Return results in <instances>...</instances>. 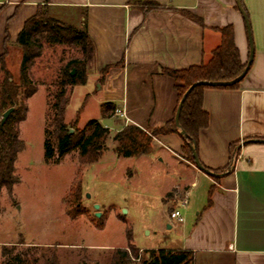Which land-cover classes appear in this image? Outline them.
I'll list each match as a JSON object with an SVG mask.
<instances>
[{
  "label": "crops",
  "instance_id": "1",
  "mask_svg": "<svg viewBox=\"0 0 264 264\" xmlns=\"http://www.w3.org/2000/svg\"><path fill=\"white\" fill-rule=\"evenodd\" d=\"M148 1L162 8L147 10L143 2ZM39 6L67 14L79 29L86 24L95 46L93 74L103 92L101 104L113 103L125 112V117L101 114L96 119L115 134L128 124L156 128L173 118L178 91L164 70L207 62L221 42L218 28L233 25L241 61L250 58L247 26L237 0H0V54L6 35L14 45ZM243 7L254 47L250 70L237 88H207L203 96L210 120L199 135V159L225 175L209 176L182 158L184 139L178 133L156 137L152 152L139 156L170 161L184 172L185 180L171 189L189 190L198 186L194 179L204 182L206 201L201 210L190 222L170 225L178 226L182 236L164 248L192 251L193 264H264V142L250 141L264 140V0H243ZM185 12L200 17L205 26ZM90 81L88 75L85 85L72 90L87 87ZM106 119L113 120L115 127L106 125ZM211 188L212 204L207 207Z\"/></svg>",
  "mask_w": 264,
  "mask_h": 264
},
{
  "label": "rangeland",
  "instance_id": "2",
  "mask_svg": "<svg viewBox=\"0 0 264 264\" xmlns=\"http://www.w3.org/2000/svg\"><path fill=\"white\" fill-rule=\"evenodd\" d=\"M46 7L50 16L58 17L55 20L73 24L67 14H53ZM8 52V67L18 76L21 50L11 44ZM76 58H81V53L72 45L47 46L31 70L39 86L26 101L27 117L19 123L24 143L16 163L19 183L12 193L3 189L0 196V264L3 246L17 245V250H21L28 242L62 243L58 250L63 264H110L116 248L131 246L138 251V257L130 251L131 264H141V258L147 256L143 250L170 247L182 236L178 226L169 228V225L175 224L170 219L171 210L188 190V187L171 189L175 182L185 180L184 172L170 161L155 160L153 155L118 158L113 152L115 131H111L104 155L94 164L80 165L77 151L59 164L45 162L49 94L57 90L55 82L61 68ZM94 64L88 63L89 85L70 90L66 106L65 122L74 123L79 129L101 117L103 92L98 90L99 83H94ZM104 123L115 127L111 119ZM180 156L186 158L184 150ZM75 179L80 189L73 210L83 214L73 218L66 196ZM194 181L198 186L189 188L188 204L180 209L188 222L206 201L204 182ZM70 245L74 246L68 248Z\"/></svg>",
  "mask_w": 264,
  "mask_h": 264
},
{
  "label": "trees",
  "instance_id": "3",
  "mask_svg": "<svg viewBox=\"0 0 264 264\" xmlns=\"http://www.w3.org/2000/svg\"><path fill=\"white\" fill-rule=\"evenodd\" d=\"M143 4L147 10L162 8L153 1L143 2ZM185 15L199 25L205 26L200 17L188 12H185ZM218 31L221 35V42L212 51L211 58L207 62L180 70H164L174 79L175 88L178 91V104L173 118L163 126L156 128H142L134 124L123 126L113 137L116 145L114 152L118 157H139L149 154L152 152V143L156 137L171 133L180 134L176 126L175 115L185 92L193 83L230 81L243 72L247 63L241 61L239 49L235 43L233 25L218 28ZM63 44L75 47L81 53V58H76L61 68L55 82L57 90L49 94V114L44 131L45 162L58 164L68 154L77 151L80 165H91L99 161L107 150L111 130L100 121L91 120L82 129L76 128L74 123L69 125L65 122L70 90L87 83L88 63L95 60V46L86 30V24L79 29L74 25L57 21L50 16L48 7L39 6L37 12L26 20L15 43L21 50L18 76L11 72L7 63L8 48L11 45L8 34L5 38L4 52L0 54V196L3 189L12 193L14 185L19 183L16 162L19 153L24 149V143L20 138L19 123L27 117L26 101L38 91L39 86L33 79L31 70L37 60L42 58L45 47ZM73 70H75L74 74H72ZM107 71L108 68L104 70V74ZM238 86L239 83L231 86L200 85L188 95L179 118L181 129L188 135L183 145L187 160L194 163L191 145L196 146L198 153L200 132L209 125L210 116L203 107L204 91L207 88H237ZM12 107L13 112L2 124L3 114ZM100 108L103 118L116 115V104L103 103ZM75 121H79V115ZM70 129L74 131L70 132ZM215 172L221 173L223 170ZM76 179L72 182L66 196L69 215L73 218L83 214V212L73 210L78 201L76 192L80 189V184ZM212 193L211 188L207 207L212 204ZM16 247L17 245L3 246L1 264H63L57 246L35 245L21 250H17ZM130 251L138 257V251L131 246L116 248L111 256L110 264H131ZM143 251L147 256L141 258V264H193L194 262V254L190 250L158 248Z\"/></svg>",
  "mask_w": 264,
  "mask_h": 264
},
{
  "label": "water",
  "instance_id": "4",
  "mask_svg": "<svg viewBox=\"0 0 264 264\" xmlns=\"http://www.w3.org/2000/svg\"><path fill=\"white\" fill-rule=\"evenodd\" d=\"M237 6L241 12V14L244 17V20L246 22V26H247V32H248V37H249V41H250V58L247 62V65L245 67V69L243 70V72L236 77L233 80L230 81H216V82H208V81H199V82H195L193 83L185 92L175 115V122H176V126L179 129L180 135L183 137L184 140H186L188 138V135L185 133V131L183 129H181L180 127V122H179V118H180V112H181V108L183 106V103L185 102V100L187 99L188 95L198 86L200 85H207V86H231L234 85L236 83H240L247 75V73L250 70L252 61H253V55H254V47H253V39H252V32H251V25L249 22V17L247 15V12L245 11L244 7H243V0H237ZM75 73V70L72 71V74ZM14 108H9L4 114H3V118H2V124L6 122V120L9 118L10 114L13 112ZM73 129H70V132H73ZM252 142H264V140H250ZM191 150L193 153V158H194V164L195 166L198 168V170L204 172L205 174L218 178L220 176H224V173H217L207 167H205L201 160L199 159V155L197 153L196 150V146L194 144L191 145ZM96 208L98 209L99 206H96ZM97 216H100L99 213H97ZM171 226L169 225V228Z\"/></svg>",
  "mask_w": 264,
  "mask_h": 264
},
{
  "label": "built area",
  "instance_id": "5",
  "mask_svg": "<svg viewBox=\"0 0 264 264\" xmlns=\"http://www.w3.org/2000/svg\"><path fill=\"white\" fill-rule=\"evenodd\" d=\"M115 114L125 117V112L119 108H116ZM188 204L187 194L183 199L179 200V205L171 210L170 219L175 224H182L185 222V216L181 213L180 209Z\"/></svg>",
  "mask_w": 264,
  "mask_h": 264
}]
</instances>
